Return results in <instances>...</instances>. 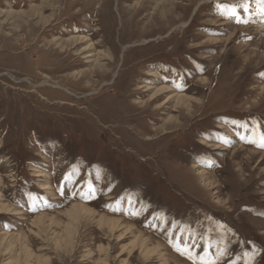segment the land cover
Listing matches in <instances>:
<instances>
[{
  "label": "rangeland",
  "instance_id": "374dc122",
  "mask_svg": "<svg viewBox=\"0 0 264 264\" xmlns=\"http://www.w3.org/2000/svg\"><path fill=\"white\" fill-rule=\"evenodd\" d=\"M263 10L0 0V264H264Z\"/></svg>",
  "mask_w": 264,
  "mask_h": 264
},
{
  "label": "snow or ice",
  "instance_id": "6c2138e0",
  "mask_svg": "<svg viewBox=\"0 0 264 264\" xmlns=\"http://www.w3.org/2000/svg\"><path fill=\"white\" fill-rule=\"evenodd\" d=\"M227 15L230 18H236L237 22H240V14L237 12L235 7H232L228 11ZM252 133L255 137H257V139L250 140L249 142L258 143L260 147H264V132H261L259 130L258 124L255 128L252 129ZM210 248H211V245H209V249ZM178 250H180V249H178ZM183 253L186 254L189 259H192V260L198 259L200 264H218L217 259L215 257H213L212 253L208 250L205 251L204 255L197 257L196 254L193 253L191 248L186 245L183 248ZM222 255H224L223 252L217 253V256H222ZM245 255L248 256V258H249V264H253V261L255 259V256L257 255V252H256V250H253L252 252H246Z\"/></svg>",
  "mask_w": 264,
  "mask_h": 264
},
{
  "label": "bare ground",
  "instance_id": "6f19581e",
  "mask_svg": "<svg viewBox=\"0 0 264 264\" xmlns=\"http://www.w3.org/2000/svg\"><path fill=\"white\" fill-rule=\"evenodd\" d=\"M259 5H261V4H259ZM8 16L7 17H9V16H11V15H13V14H11V13H8L7 14ZM259 19L261 20V22L263 23V21H264V10H263V12L261 13V14H259ZM75 39V38H74ZM72 39L71 40V43H76V42H78V41H80L81 40V38H78V39ZM103 68V67H102ZM103 74H105V73H103ZM165 93V92H170L169 91V89L167 88V87H161L160 89H159V91H158V93ZM175 98H177V100L179 101V102H187V100H185V97L184 96H177L176 95V97ZM170 100V99H169ZM177 105H179V103H177ZM58 108V107H57ZM174 129V128H173ZM168 136V135H167ZM114 137V136H113ZM139 157V156H138ZM247 163V162H246ZM185 180V179H184Z\"/></svg>",
  "mask_w": 264,
  "mask_h": 264
}]
</instances>
